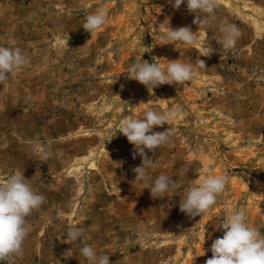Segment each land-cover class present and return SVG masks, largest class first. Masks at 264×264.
<instances>
[{
	"label": "rangeland",
	"instance_id": "rangeland-1",
	"mask_svg": "<svg viewBox=\"0 0 264 264\" xmlns=\"http://www.w3.org/2000/svg\"><path fill=\"white\" fill-rule=\"evenodd\" d=\"M101 7L107 21L90 34L85 18ZM215 15L198 26L186 3L174 9L168 0H0V46L27 58L0 85V184L19 172L45 197L27 217L14 264H88L84 244L109 255V264H205L239 210L264 234V0H219ZM166 19L173 29L190 27L197 44L162 38ZM223 21L241 36L222 52ZM204 45L213 49L208 56ZM140 57L162 68L201 59L206 69L149 93L127 78ZM148 109L178 115L153 127L173 135L155 153L146 150L151 179L135 181L142 159H133L134 145L119 132L108 140ZM42 151L51 156L41 159ZM161 174L183 186L209 174L229 179L208 211L190 217L179 209L182 188L151 197ZM72 226L84 229L77 243L67 241ZM145 229L153 233L147 241Z\"/></svg>",
	"mask_w": 264,
	"mask_h": 264
},
{
	"label": "clouds",
	"instance_id": "clouds-1",
	"mask_svg": "<svg viewBox=\"0 0 264 264\" xmlns=\"http://www.w3.org/2000/svg\"><path fill=\"white\" fill-rule=\"evenodd\" d=\"M174 9L186 3L187 10L195 15L193 23L198 26H208L217 19L215 10L219 0H168ZM107 21V13L103 7L85 18L83 29L90 34L103 26ZM167 31L164 37L170 43L181 42L186 45L197 44V35L190 27L184 26L173 29L166 19ZM221 37L217 43L221 50L226 51L235 47L241 32L237 25L227 21L217 25ZM67 43V42H66ZM207 45V44H206ZM206 48L208 56L212 53L211 47ZM153 58L148 62L142 57L132 63L128 68V79L136 80L144 85L149 93L161 85H184L190 82L200 69H206L205 62L198 60L196 65L182 63L179 60L169 61L165 68H162ZM27 63L26 56L19 47L0 46V85L5 84L16 74V70ZM178 111L173 110L162 114L158 109H148L143 112L142 119H125L112 134L110 139L118 132L127 137L129 143L134 145L133 159L138 154L142 164L134 169L135 181H148V168L152 166L153 159L147 152L155 153L161 146L170 143L173 135L172 129L168 128L163 132H154V126L170 125ZM147 150V152H146ZM41 159H47L51 152L42 151L39 153ZM189 169L185 168L182 175H186ZM225 175H205L199 179L191 180L187 186H183L177 180L161 174L152 181L149 188L153 199L165 197L168 192L182 188L185 196L179 202V209L190 217L201 216L208 211L215 203L217 196L222 194L228 183ZM24 175L16 172L11 174L6 182L0 184V264H14V258L23 252V243L29 235L27 217L39 209L45 202V197L35 192L26 183ZM224 234L215 239L210 251L211 258L205 264H264V234L256 227L247 223V214L239 210L227 216L222 228ZM84 229L76 226L69 227L67 241L77 243L83 236ZM153 233L147 229L143 231V239L150 240ZM67 243V242H66ZM80 254L85 257L88 264H109V255H98L96 249L90 244H84L80 248Z\"/></svg>",
	"mask_w": 264,
	"mask_h": 264
}]
</instances>
